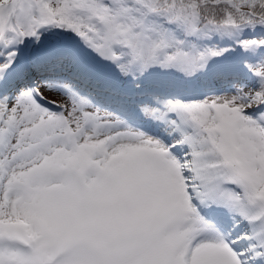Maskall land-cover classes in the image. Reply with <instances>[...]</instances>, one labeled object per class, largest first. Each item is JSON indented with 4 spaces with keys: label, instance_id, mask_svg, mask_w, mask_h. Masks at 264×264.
<instances>
[{
    "label": "snow or ice",
    "instance_id": "6c2138e0",
    "mask_svg": "<svg viewBox=\"0 0 264 264\" xmlns=\"http://www.w3.org/2000/svg\"><path fill=\"white\" fill-rule=\"evenodd\" d=\"M0 264H264V0H0Z\"/></svg>",
    "mask_w": 264,
    "mask_h": 264
}]
</instances>
